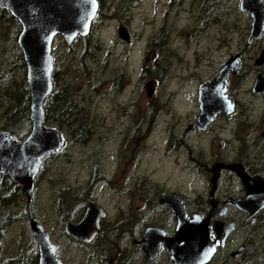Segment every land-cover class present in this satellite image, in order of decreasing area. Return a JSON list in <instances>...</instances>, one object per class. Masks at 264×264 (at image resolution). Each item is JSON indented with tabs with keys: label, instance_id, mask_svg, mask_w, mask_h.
Returning a JSON list of instances; mask_svg holds the SVG:
<instances>
[{
	"label": "rangeland",
	"instance_id": "rangeland-1",
	"mask_svg": "<svg viewBox=\"0 0 264 264\" xmlns=\"http://www.w3.org/2000/svg\"><path fill=\"white\" fill-rule=\"evenodd\" d=\"M132 1L131 13L124 12L128 15L129 42L121 41L116 35L121 18L119 11H122L118 0H104L105 14L93 20L86 40L82 38L66 44L61 37L55 36L52 42L56 75L64 76L69 82L72 101L81 108L90 133L86 143H77L69 130L61 127L59 133L67 148L45 160L40 174L32 180V207L27 209L55 244L62 240L55 202L59 195L64 200L67 191L77 193L78 184L94 175L95 164L100 173L105 167L106 174L118 175V180L97 191V201L111 216L116 213L117 206L128 204L125 191L132 180L126 182L124 177L135 171L138 174L152 172L148 178L150 183L155 180L154 183L167 188L176 187L188 197L199 189L194 177L177 171L178 163H174V158L179 159V155L171 152L166 158L162 157V152L175 150L179 144L178 138L166 141V133L181 136L186 123L196 113L191 104L194 81L188 76L199 74L196 69L203 76L215 69L207 64L216 67L229 55L228 52L238 45L236 38L246 33L250 17L246 11L238 9L239 0H215L220 8L213 10L205 6V17L199 20L189 5H181L178 9L169 6L166 10L167 0ZM159 36L166 38L167 46L150 45ZM214 36L218 39L216 43H207V39ZM222 38L224 46L217 52L215 49ZM7 48V57L15 59L17 53L13 46L8 44ZM5 63L0 62V68ZM9 72L15 79L24 76V68H12ZM151 78L157 83H154L152 95L147 97L143 86ZM2 102L8 103L6 97H0V113L3 114ZM44 125L59 128L57 121L49 118ZM143 148L145 155L141 156ZM135 158L139 160L136 167L133 165ZM26 203L23 195L15 209ZM28 219L5 230V251L11 250L12 238L22 231L24 238L32 240ZM62 253L65 264H83L81 254L73 248L64 245Z\"/></svg>",
	"mask_w": 264,
	"mask_h": 264
},
{
	"label": "flooded vegetation",
	"instance_id": "flooded-vegetation-1",
	"mask_svg": "<svg viewBox=\"0 0 264 264\" xmlns=\"http://www.w3.org/2000/svg\"><path fill=\"white\" fill-rule=\"evenodd\" d=\"M118 1L122 10L119 11L121 18L118 26L124 25L126 28L128 15L125 16L124 12L131 13L129 8L133 1ZM217 4L215 0H167L165 6L167 10L169 6L178 9L181 5H189L199 20L205 17V6L216 10L221 6ZM251 22L250 17L246 33L236 38L238 45L228 52L227 57L231 53L238 54V57L237 68L224 77V96L210 94L207 98L213 107V102L218 99L219 104L215 108L223 106L222 100L225 98L231 110L215 112L203 128L190 127L197 117L198 89L213 80L226 57L216 67L207 64L215 69L205 76L198 69L196 72L199 74L188 76L194 81L191 104L196 113L186 123L181 136L169 131L166 133V141L178 138L179 144L175 150L162 152V157L166 158L171 152H175L174 156L179 155V159L174 158V163H178L177 171L194 177L199 189L188 197L187 193H182L176 187L170 189L154 183L155 180L151 184L148 178L152 172L138 174L134 170L124 177L126 182L132 180L125 191L128 204L117 206L116 213L111 216L106 207L97 201V191L118 180V175L106 174L105 167L100 173L95 164L94 175L78 184V195L73 190L71 192L69 205L72 218L59 222L62 240L55 245L62 264H65L62 253L64 245L79 252L83 264H178L172 257L178 214L165 201L167 197L177 200L176 207L182 214L184 224L190 221L192 214H199L201 223L198 222L194 234L203 253L196 264H264V56L261 54L264 50V23L258 36L247 42ZM130 39L129 34L128 42ZM165 40V37L159 36L150 45L157 48L167 46ZM217 40L216 36L209 37L207 43L213 44ZM222 40L215 51L224 46ZM260 79L262 81L257 84ZM148 81H151L153 90L157 81L151 78L145 83ZM58 85L63 87L61 83ZM52 86L57 84L52 83ZM212 89L216 91L217 88ZM48 98L51 104L52 100ZM62 117H66V111ZM141 151H145V148ZM144 153L139 154L144 156ZM84 163L88 164L87 161ZM137 163L139 160L135 158L133 165L136 167ZM156 174L162 173L156 171ZM110 189L113 191L112 187ZM245 198H249L248 201H243ZM91 202L102 209V214L97 218L95 234L88 240L68 235L63 229L64 224L80 221ZM134 202L136 204L133 205Z\"/></svg>",
	"mask_w": 264,
	"mask_h": 264
},
{
	"label": "water",
	"instance_id": "water-1",
	"mask_svg": "<svg viewBox=\"0 0 264 264\" xmlns=\"http://www.w3.org/2000/svg\"><path fill=\"white\" fill-rule=\"evenodd\" d=\"M237 6L240 11L248 12L251 17L250 31L246 38L249 42L250 38L258 36L263 30L264 0H239ZM1 9L15 18L20 27L15 39L24 63V80L28 89L29 130L26 136L19 140L7 132L0 131V173L20 184L21 192L28 201L32 195V180L43 156L55 153L62 146L60 133L55 128L46 127L42 122L43 106L53 87L52 42L55 36L61 37L67 44L76 37H84L89 32L96 14L97 0H0ZM116 35L121 41L129 40L124 25L117 27ZM261 54L263 57L264 50ZM237 57L238 54L231 53L213 80L198 89L197 117L190 123V127L203 128L215 112L222 109L231 110V105L225 98V101L221 99L224 104L220 108H215V105L219 104L218 99L213 102V107L207 98L210 94L224 96V77L237 68ZM261 81L258 80L257 84ZM212 88L217 89L215 91ZM144 89L149 96L152 91L151 81L144 85ZM165 201L178 214L172 257L178 264H196L197 258L203 253V248L198 246L194 234L199 226V214H192L190 221L184 224L182 214L176 207L177 200L167 197ZM89 204L80 221L64 224L63 229L68 235L88 240L95 234L98 229L97 218L102 214V209L94 202ZM28 228L36 245V264H62L56 253L55 243L35 218L28 219Z\"/></svg>",
	"mask_w": 264,
	"mask_h": 264
},
{
	"label": "trees",
	"instance_id": "trees-1",
	"mask_svg": "<svg viewBox=\"0 0 264 264\" xmlns=\"http://www.w3.org/2000/svg\"><path fill=\"white\" fill-rule=\"evenodd\" d=\"M97 6L94 19H97V17L100 19L105 14L104 0H97ZM93 20L91 23H93ZM18 30L19 27L16 19L9 15L6 10L1 9L0 62H6V65L0 68V97H6L8 103H1V105L5 107L2 111L3 114L0 113V131L7 132L16 140L24 138L29 130L27 118L29 99L24 76L15 79L9 72L12 68H24L21 53L15 39ZM87 35L88 34L84 37H76L74 41L82 38L86 40L88 38ZM8 44L12 45L14 51L17 53L15 59H10L6 55L5 51L8 49ZM55 67L56 66L53 65L51 80L52 83L54 85L57 84V86L52 87L53 90L48 96L51 98L52 103L49 104L48 97V101L46 100L44 103L42 122L47 118L52 119L53 121L55 120L59 127L58 130L56 129L58 132H61V127L67 128L69 133H71V136L74 138L73 141L77 143H86L90 139V133L88 132L89 130L85 120L82 118L83 115H81V108H77L76 104L71 101L70 95H72L73 91H71V87L67 85L69 82H67V79L64 76L56 75L58 71ZM59 83H61L63 87H60L58 85ZM65 111L66 117L63 118L62 116ZM65 143L66 142L62 140V146L58 151H55V153H58L61 150L64 151L67 148ZM55 153L43 156V159L37 168V172L33 177L34 179L40 174L44 161L53 157ZM66 193L67 197L65 196L64 200L62 199V196L59 195L60 197H58L55 202L57 206L55 212L59 215L60 221H67L72 218V209L70 208L68 200L71 192L67 191ZM21 194L20 184L7 177L5 174L0 173V264H36L37 254L36 245L34 244L35 242L31 239L24 238L23 231L18 236L12 238L14 240L10 251L7 249V251H5L4 248L3 240L5 239V230L12 224H22V222L28 218L30 219V217H33L31 211L27 209V207L29 209L32 207L30 203L32 199L28 201L26 200V205L22 204L18 210L15 209V207L18 206V203L22 200L23 195Z\"/></svg>",
	"mask_w": 264,
	"mask_h": 264
},
{
	"label": "bare ground",
	"instance_id": "bare-ground-1",
	"mask_svg": "<svg viewBox=\"0 0 264 264\" xmlns=\"http://www.w3.org/2000/svg\"><path fill=\"white\" fill-rule=\"evenodd\" d=\"M98 7V6H97ZM97 17V16H96ZM96 19V18H95Z\"/></svg>",
	"mask_w": 264,
	"mask_h": 264
}]
</instances>
